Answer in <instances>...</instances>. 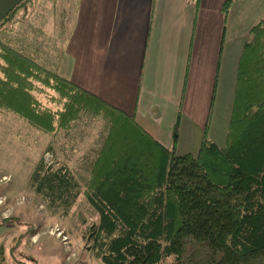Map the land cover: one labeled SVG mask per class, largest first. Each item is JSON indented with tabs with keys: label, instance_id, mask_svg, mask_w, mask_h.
<instances>
[{
	"label": "trees",
	"instance_id": "obj_1",
	"mask_svg": "<svg viewBox=\"0 0 264 264\" xmlns=\"http://www.w3.org/2000/svg\"><path fill=\"white\" fill-rule=\"evenodd\" d=\"M28 1L0 18V106L46 132L84 115L104 121L84 192L98 215L87 242L102 263L264 264V15L242 46L225 144L204 136L197 154H179L180 115L169 149L134 116L4 42L5 26ZM234 1L223 4L225 16ZM37 83L57 92L61 110L42 106ZM30 186L64 215L81 195L66 164L44 159Z\"/></svg>",
	"mask_w": 264,
	"mask_h": 264
},
{
	"label": "crops",
	"instance_id": "obj_2",
	"mask_svg": "<svg viewBox=\"0 0 264 264\" xmlns=\"http://www.w3.org/2000/svg\"><path fill=\"white\" fill-rule=\"evenodd\" d=\"M20 1L0 0V18ZM225 1L78 0L60 71L169 149L180 115L176 152L194 153L233 102L243 34L264 15V0H235L226 16Z\"/></svg>",
	"mask_w": 264,
	"mask_h": 264
},
{
	"label": "rangeland",
	"instance_id": "obj_3",
	"mask_svg": "<svg viewBox=\"0 0 264 264\" xmlns=\"http://www.w3.org/2000/svg\"><path fill=\"white\" fill-rule=\"evenodd\" d=\"M77 8L78 0H30L7 23L2 39L63 76L59 66ZM248 33L243 34V44ZM37 86L44 89L36 94L43 107L52 111L63 108L53 100L58 97L56 91L39 83ZM230 98L227 95L223 101L222 117L218 116L221 124L203 133L220 146L225 144L223 128L228 125ZM105 135L101 117L84 115L68 129L46 132L0 106V264H103L87 242L98 215L84 192ZM188 135L186 131L183 138ZM41 159L48 165L66 164L80 184L81 195L67 215L50 210L30 186L32 172ZM8 217L12 219L5 223Z\"/></svg>",
	"mask_w": 264,
	"mask_h": 264
}]
</instances>
